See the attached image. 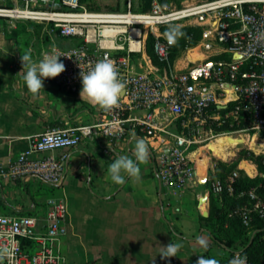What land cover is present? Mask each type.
I'll list each match as a JSON object with an SVG mask.
<instances>
[{"label":"built area","instance_id":"2783aa9c","mask_svg":"<svg viewBox=\"0 0 264 264\" xmlns=\"http://www.w3.org/2000/svg\"><path fill=\"white\" fill-rule=\"evenodd\" d=\"M132 4L126 0L125 10L119 12L89 11L81 0H15L12 6L0 5V20L10 29L20 23L43 25L50 35L77 41L72 48L57 50L65 71L44 79V85L75 94L82 88L80 71L87 72L102 59L116 66L126 85L119 107L102 110L99 120L91 124L35 137L29 150L1 171L2 176L61 187L67 155L29 156L72 149L97 136L131 142L134 133L159 153L158 181L177 198L197 178L190 153L199 146L242 123L250 125L237 131L264 133V0H205L180 6L151 0L145 12L133 11ZM169 25L202 28L197 48L203 58L185 61L180 68L171 63L173 45L160 33L161 27ZM149 36L154 38L155 56L164 64L162 70L146 53ZM69 55L71 59L64 57ZM137 56L146 69L136 65ZM20 64V55L13 52L12 67ZM231 104L236 105L229 108ZM224 127L228 130H221ZM206 172L208 194L235 196L237 171L220 178L215 162ZM248 196L250 205L239 211L245 227L253 218L264 221V200L254 190ZM47 206L43 222L30 215L0 216V249L11 252L0 264H65L58 245L67 234V205L64 199L51 198ZM22 241L32 243L33 251L22 249ZM237 253L246 257L237 250L231 260ZM246 264H251L247 257Z\"/></svg>","mask_w":264,"mask_h":264},{"label":"crops","instance_id":"0c3cea01","mask_svg":"<svg viewBox=\"0 0 264 264\" xmlns=\"http://www.w3.org/2000/svg\"><path fill=\"white\" fill-rule=\"evenodd\" d=\"M14 2L0 0V5L12 6ZM11 30L0 20V216L30 215L43 222L47 201L64 199L67 234L58 249L65 264H172L173 260L178 264H196L198 256L218 263L227 257V248L213 238L203 217L204 211L210 216L211 198L205 185L208 161L204 159L195 165L198 179L177 198L161 187L156 175L159 153L149 146V161L140 165L139 181L125 176L126 182L117 185L108 177L109 165L115 158L135 159L132 155L135 140L116 141L97 136L72 149L30 155V159L68 156L61 187H48L32 179L13 181L1 175L11 161L29 150L35 137L47 131L91 124L99 120L102 112L81 100L82 88L71 94L44 85L38 96L33 97L22 75H17L22 71V63L12 67V53H18L20 61L21 53ZM48 35L53 41L52 50H66L77 43L57 34ZM140 64L139 60L136 65ZM195 153H190L192 159ZM206 195L208 200L201 206L200 199ZM212 197L221 207L222 198ZM201 236L209 242L206 249L198 243ZM171 241L183 246L177 257L162 259L160 246Z\"/></svg>","mask_w":264,"mask_h":264},{"label":"clouds","instance_id":"9594fccd","mask_svg":"<svg viewBox=\"0 0 264 264\" xmlns=\"http://www.w3.org/2000/svg\"><path fill=\"white\" fill-rule=\"evenodd\" d=\"M164 35L169 45H175L185 34L179 25H169ZM60 57L62 55L56 49L45 53L39 61L32 59L31 49L21 55L22 71L17 75H22L24 85L33 97L38 96L41 89L44 88V79L56 78L65 71V65ZM64 57L71 59L70 55ZM80 79L82 82L81 100H85L105 112L119 107V100L126 85L120 79L118 70L112 62L104 59L97 61L87 72L80 71ZM133 139H135V147L132 155L135 159L118 156L109 165L108 177L117 185H123L126 182L125 176L139 181L141 179L140 165L147 164L149 161V147L146 141L142 138L137 139L134 133ZM198 243L205 249L209 244L203 236L198 238ZM182 246L180 243L171 241L166 246H160L159 256L162 259L177 257V252ZM5 256H11V252L8 249H0V259ZM196 264H218V261L198 256ZM229 264H246V257L241 258L237 253Z\"/></svg>","mask_w":264,"mask_h":264},{"label":"trees","instance_id":"16d2710c","mask_svg":"<svg viewBox=\"0 0 264 264\" xmlns=\"http://www.w3.org/2000/svg\"><path fill=\"white\" fill-rule=\"evenodd\" d=\"M86 0H81V5ZM96 1V0H93ZM161 2H166L167 0H160ZM89 11H108V12H119L116 8L107 7L106 5L100 6L98 3L93 2L89 4L86 8ZM149 9L141 10L140 12H145ZM132 10L136 11L132 5ZM169 26H164L160 28V33L165 37L164 33ZM181 30L185 34L183 38H180L178 42L171 47L170 50V62L174 63L179 52L185 51L187 49H192L198 46L201 36L202 28L199 27H181ZM166 38V37H165ZM153 43L154 38L149 36L147 39L146 53L153 65L160 68H164L158 58L153 52ZM236 104H231L229 108L234 107ZM250 124L242 123L239 126L233 127L231 130L237 131L241 129L248 128ZM221 130H228L227 127L222 128ZM260 161V159H257ZM261 166V162L259 164ZM238 173L233 186H234V197L228 196V194H223L222 206L219 207L215 204L214 198L211 195L210 198V216L205 219L209 223L210 230L212 232L213 238L219 242L221 245H224L228 250V255L222 259L218 264H229L231 261L232 253L237 251L235 248L239 245H243V248L240 249L242 253L248 258L251 264H264V221H259L253 218L249 227H245L239 217V211L241 208L250 205V198L248 193L251 190H254L255 194L262 200H264V173H261L259 177L250 178L247 177L242 170H235ZM234 172V170L229 169L224 175L219 174L220 178H224L227 175ZM242 194V196H241ZM238 223L239 229L235 233L234 224ZM232 226L234 231L225 230L228 229V226ZM233 230V229H232ZM253 230L252 234H249L248 231ZM252 240V241H251ZM251 241V242H250ZM32 243L28 241H22V249L27 252H32L34 249H31ZM29 248V249H28ZM28 249V250H27ZM31 249V250H30ZM239 250V249H238Z\"/></svg>","mask_w":264,"mask_h":264},{"label":"rangeland","instance_id":"374dc122","mask_svg":"<svg viewBox=\"0 0 264 264\" xmlns=\"http://www.w3.org/2000/svg\"><path fill=\"white\" fill-rule=\"evenodd\" d=\"M175 5L180 6L182 4H193L200 3L205 0H169ZM93 2L98 3L100 6L106 5L107 7L116 8L118 11H124L126 8V0H86L84 1L83 7L87 8L89 4ZM133 7L136 11H141L149 7L151 0H132ZM12 37L17 39L18 50L21 55L25 53L28 49H31L32 59L35 60L37 56H40L42 53H50L53 48V41L48 35L45 27L43 25L35 24H17L16 28L11 30ZM54 37V36H53ZM202 56L199 53L197 46L192 49H187L185 51L179 52L174 59V64L178 68L183 67V63L188 60L192 61L194 58ZM203 57V56H202ZM139 59L144 66V69L147 68L143 58L137 56L135 60ZM138 60V62H139ZM136 61V63H138ZM231 137L238 142L235 144H228L222 148L221 157L215 155L209 148L208 145L212 143H217L219 138ZM214 141V142H213ZM211 142L199 146L195 150V155L193 156V164L196 165V162L199 160L208 161L207 166H210L212 163H218L219 174L224 175L229 169L232 170H242L243 173L250 178L259 177L261 173H264V133L259 131H231L226 135L220 136L217 139L212 140ZM253 143V144H252ZM228 148V149H227ZM260 159V161H257ZM249 162L255 167V173L249 175L244 169L240 167V163ZM261 162V166H259ZM206 166V167H207ZM235 233L238 232L239 226L238 223H235ZM234 231V228L230 225L228 226L229 230ZM233 229V230H232ZM253 230H249L248 233L252 234ZM252 241V240H251ZM250 241V242H251ZM243 248V245L236 247V250Z\"/></svg>","mask_w":264,"mask_h":264},{"label":"bare ground","instance_id":"6f19581e","mask_svg":"<svg viewBox=\"0 0 264 264\" xmlns=\"http://www.w3.org/2000/svg\"><path fill=\"white\" fill-rule=\"evenodd\" d=\"M203 57L202 56H198V57H196V58H194L192 61H197V60H199V59H202ZM214 142V141H213ZM238 141L237 140H235V139H233V138H231V137H226V138H219L218 140H217V143L215 142V143H210L209 145H208V148L215 154V155H219V157H221L222 155H221V153H222V148L224 147V146H226V145H228V144H235V143H237ZM253 144V143H252ZM228 149V148H227ZM240 167L242 168V169H244L249 175H252V174H254L255 173V167L252 165V164H250L249 162H242V163H240ZM195 174H196V177H197V179H198V175H197V172L195 171ZM203 180H205V177L203 178ZM202 180V181H203ZM204 205V201H202V203H201V206H203Z\"/></svg>","mask_w":264,"mask_h":264},{"label":"water","instance_id":"95a60500","mask_svg":"<svg viewBox=\"0 0 264 264\" xmlns=\"http://www.w3.org/2000/svg\"><path fill=\"white\" fill-rule=\"evenodd\" d=\"M223 108H225V107H223ZM207 200H208V195H206L205 197H203V198L200 199V204L202 203V201H204V203H205ZM203 217L204 218H207L208 217V211H204Z\"/></svg>","mask_w":264,"mask_h":264}]
</instances>
